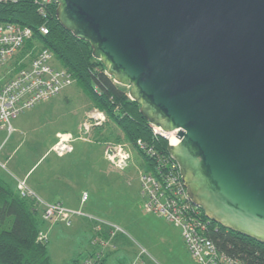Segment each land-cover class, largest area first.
<instances>
[{
	"label": "water",
	"instance_id": "obj_1",
	"mask_svg": "<svg viewBox=\"0 0 264 264\" xmlns=\"http://www.w3.org/2000/svg\"><path fill=\"white\" fill-rule=\"evenodd\" d=\"M164 132L192 203L264 243V0H54Z\"/></svg>",
	"mask_w": 264,
	"mask_h": 264
},
{
	"label": "rangeland",
	"instance_id": "obj_2",
	"mask_svg": "<svg viewBox=\"0 0 264 264\" xmlns=\"http://www.w3.org/2000/svg\"><path fill=\"white\" fill-rule=\"evenodd\" d=\"M52 64L59 66L56 59ZM96 108L99 109L74 79L60 93L23 110L11 120L13 132L0 130V143L3 144L0 146V175L14 180L32 166L27 184L42 199L38 189L57 190L64 194L68 203H76L73 209L119 226L126 244L117 251L115 264H129L142 249L145 253L141 259H149L147 264H195L177 228L143 209L139 173L144 166L142 156L132 151V164L119 172L111 168L104 157V143L96 140L102 134H95L96 128H90V140L77 137L78 127ZM101 126L104 134L109 128L113 131L116 128L107 115ZM116 130L114 134L120 132ZM59 131L70 132L75 137L71 143L73 150L63 155L52 150ZM119 141L127 143L124 139ZM7 156H10L8 160ZM84 192L88 200L81 203ZM92 222L80 216L74 217L69 226L63 222L45 224L52 264H74L75 258H82V264L90 251L99 247L90 243Z\"/></svg>",
	"mask_w": 264,
	"mask_h": 264
},
{
	"label": "built area",
	"instance_id": "obj_3",
	"mask_svg": "<svg viewBox=\"0 0 264 264\" xmlns=\"http://www.w3.org/2000/svg\"><path fill=\"white\" fill-rule=\"evenodd\" d=\"M52 0H35L40 4L39 11L44 14V5ZM54 1V0H53ZM2 0H0V3ZM39 31L46 33L47 26L42 24ZM33 29L27 25L0 20V128L9 134L14 128L11 120L23 110L36 103L55 96L74 81L72 74L62 66L52 64L55 59L48 48H39L28 58L29 52L17 59L25 41L31 38ZM27 57V58H26ZM20 63H23L22 65ZM106 120L104 111L94 109L87 119L78 127V138L88 139L94 126L102 125ZM151 124L153 133L160 134L168 140V134L156 131ZM91 128V129H90ZM75 137L67 131L56 132V141L52 146L58 155L73 150L72 141ZM103 155L114 170H124L132 159L136 147L143 150L150 158L151 165L143 163L140 170V194L143 197V209L147 213L156 214L180 229L184 245L195 264H240L234 258L218 248L210 236L211 218L201 206L191 202L186 186L181 178L175 159L168 154L158 153L153 146L136 140L134 146L125 142L104 141ZM15 188L19 196L30 199L39 208L41 218L46 222H63L69 226L74 217H88L94 221L93 236L90 243L99 245L95 253L83 259L82 264H101L103 252L110 239L101 234L102 227L107 226L110 237L122 232L115 224L96 219L73 209L59 201H45L28 184L26 177H15ZM84 192L81 203L86 200ZM204 212V213H202ZM37 238L47 240V235L40 230ZM144 251V252H143ZM142 249L129 264H141Z\"/></svg>",
	"mask_w": 264,
	"mask_h": 264
},
{
	"label": "trees",
	"instance_id": "obj_4",
	"mask_svg": "<svg viewBox=\"0 0 264 264\" xmlns=\"http://www.w3.org/2000/svg\"><path fill=\"white\" fill-rule=\"evenodd\" d=\"M56 6L53 0L45 3L42 14L40 4L35 0H2L1 21L19 23L33 29L31 38L25 41L17 59L28 51L30 58L39 48H48L53 53L59 65L72 74L93 105L104 111L115 130L120 131L114 134L115 130L109 128V132L104 134L101 125L94 126V133L102 134L97 141L119 142L124 139L134 146L136 140L141 139L158 153L168 155L167 139L153 133L149 120L139 111L140 105L129 97V88L116 83L105 72L103 63L93 57L88 41L74 36L60 24L56 17ZM42 24L47 26L46 33L38 29ZM135 152L142 156L144 164L151 165L150 158L143 150L136 147ZM43 223L39 208L33 201L19 196L16 188L0 178V264H52L48 240L37 238ZM94 225L92 222V230ZM211 226L210 236L219 249L237 258L240 264H264L263 242L215 221H211ZM110 230L103 225L101 234L110 239L112 245H117V241L124 236L116 232L110 237Z\"/></svg>",
	"mask_w": 264,
	"mask_h": 264
},
{
	"label": "crops",
	"instance_id": "obj_5",
	"mask_svg": "<svg viewBox=\"0 0 264 264\" xmlns=\"http://www.w3.org/2000/svg\"><path fill=\"white\" fill-rule=\"evenodd\" d=\"M0 130H5L3 128H0ZM83 140H88V139H83ZM90 140V139H89ZM2 142L0 143V146L2 147ZM0 147V151H1V148ZM7 154L6 153H3V156H6ZM10 156H7V160L9 159ZM133 157V155H132ZM132 160V159H131ZM130 165L132 164L131 161L129 163ZM128 164V166L126 168H128L130 165ZM31 168L32 166L21 176L17 175L18 177H26V179H28V177L31 175L30 171H31ZM112 168V167H111ZM125 168V169H126ZM118 171V170H116ZM123 170L119 171V172H122ZM139 173H140V170H139ZM0 178L7 181L8 183L11 184V186L13 188H15V179L13 180V178L11 177V180L9 181L8 179H4L2 177V175H0ZM35 190V189H34ZM38 192L41 194L42 193V197L45 201H59L61 202L63 205L67 206V207H71V208H75V204L76 203H68L66 198L64 197V194H62L61 192H58L57 190L54 191L52 189H38ZM88 200V199H86ZM80 202H81V199H80ZM156 215V214H155ZM53 223H56V222H46L44 221L43 223V226L41 228V230L47 235V240H48V234H47V231L45 230V224H49V226ZM169 223V222H168ZM171 224V223H170ZM67 226V225H66ZM171 226L173 227H176L174 226L173 224H171ZM92 227V226H91ZM177 230L179 231L180 233V229L178 227H176ZM181 236V234H180ZM127 237V236H126ZM123 238V237H122ZM128 238V237H127ZM183 240V239H182ZM126 239H120L117 241V245H108L110 248H108L107 250L105 249V252H103L102 256H103V263L102 264H115L117 259H118V254H117V251L120 249V248H124L125 244H126ZM184 243V242H183ZM98 250V248L94 247V250L91 252L90 251V254L91 253H95V251ZM49 252V251H48ZM86 257V256H85ZM136 257V255L133 256V258L131 260H133L134 258ZM82 259V258H81ZM81 259L80 258H75L73 259V262L74 264H81ZM192 259V258H191ZM193 260V259H192ZM194 261V260H193ZM149 261V259H146V258H142L141 259V264H147Z\"/></svg>",
	"mask_w": 264,
	"mask_h": 264
},
{
	"label": "bare ground",
	"instance_id": "obj_6",
	"mask_svg": "<svg viewBox=\"0 0 264 264\" xmlns=\"http://www.w3.org/2000/svg\"><path fill=\"white\" fill-rule=\"evenodd\" d=\"M154 129H155L156 131H160V127H158V126H154ZM174 133H175V131L166 132V134H168V137H169V139H170L171 141L177 139V137L175 136Z\"/></svg>",
	"mask_w": 264,
	"mask_h": 264
}]
</instances>
